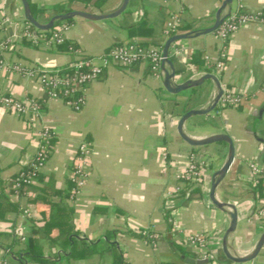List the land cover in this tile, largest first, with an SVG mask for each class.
I'll use <instances>...</instances> for the list:
<instances>
[{"label": "crops", "instance_id": "1", "mask_svg": "<svg viewBox=\"0 0 264 264\" xmlns=\"http://www.w3.org/2000/svg\"><path fill=\"white\" fill-rule=\"evenodd\" d=\"M32 1L38 9L66 5L73 7L71 10L99 14L115 10L122 0H105L103 11L88 5L89 0ZM222 1L129 0L124 12L114 18L74 17L65 37L89 57L100 55L114 43L130 40L163 48L169 37L165 24L170 15L177 14L181 28L186 27L179 33L206 28L212 25ZM259 8L264 10V0H233L231 11ZM55 14L48 19L40 14V22ZM2 17L14 22L0 28V43L8 42L0 50L4 60L62 68L73 58L66 49L13 36L26 23L20 0H7L4 9L0 8ZM142 19L150 34L129 36L130 27ZM174 44L184 46L182 55L187 61L197 51L204 64L212 65L210 71H192L181 55L170 49V60L181 75L178 83L213 73L220 45L214 31ZM226 53L224 67L213 74L222 88L243 96L241 104L232 107L218 103L208 114L187 119L183 129L197 138L215 133H227L232 138L234 159L216 186L215 197L236 206L238 219L228 237V248L245 256L264 231V216L257 214L264 197L258 198L257 183L252 182L248 166L250 161L256 162L264 174V143L257 138H264V113L255 120L264 107V24L251 23L233 33L226 42ZM0 92L19 99L45 100L42 120L34 123L0 107V260L38 264L25 255L26 242L20 243L14 234L15 228L23 227L27 240L32 230H37L36 243L47 264H264V245L253 259L243 263L228 259L222 249L230 216L226 209L213 205L209 190L213 173L226 159L227 144L192 147L177 132V122L186 110L204 108L212 102L217 92L212 80L173 94L148 64H113L88 85L84 106L73 110L60 99L46 98L37 79L0 69ZM41 123L55 131L48 161L34 183L16 195L13 177L34 156ZM81 140L92 149L90 169L80 192L72 198L67 195L69 175ZM191 152L208 162L203 183L183 186L174 195L176 174ZM261 178L264 181V175ZM173 220L185 234L201 232L206 236L208 259H200L174 235ZM50 222L65 225L51 226ZM69 225V243L63 248L66 239L61 231ZM145 229L156 234L153 242L140 232ZM202 260L206 261L198 262Z\"/></svg>", "mask_w": 264, "mask_h": 264}, {"label": "built area", "instance_id": "2", "mask_svg": "<svg viewBox=\"0 0 264 264\" xmlns=\"http://www.w3.org/2000/svg\"><path fill=\"white\" fill-rule=\"evenodd\" d=\"M7 0H0V8L4 9ZM264 24V10H238L230 11L226 14L217 28L214 30L215 35L220 42L219 56L214 64L213 73H217L224 67L226 53V42L229 37L240 28L251 23ZM14 24L13 20L8 17L0 18V28ZM181 19L177 14L169 16L165 31L170 36L179 33ZM69 28V23H62L55 27L47 37L38 34L37 28L26 21L24 28L14 33V37L19 39L26 38L35 44L40 42L48 46H56L66 41L65 32ZM8 42L0 43V50L6 47ZM170 49L175 54H180L183 63H187V59L182 55L184 51L183 45L171 44ZM66 51L73 55V58L67 63L66 67L69 72H64L62 68H45L35 65H25L19 62H8L0 54V69L6 72H18L28 77L37 79L45 89L46 98L60 99L62 102L73 110H80L86 102V90L88 85L95 79L104 74L105 70L113 65L132 66L135 64L146 63L152 73L163 77L161 64L163 60L162 48L151 45H143L137 40L128 42H117L110 46L107 50L98 56H85L81 51L73 45H68ZM170 54V51H169ZM181 77L175 74L174 80ZM193 79V76L190 77ZM264 86V78H263ZM242 95L233 93L229 89L223 88L222 96L219 104L223 106L237 107L242 102ZM44 99L34 97L19 99L12 95L0 92V107L21 116L31 123L42 120ZM38 132V148L27 164L22 167L12 180V190L14 194H20L34 183L36 176L46 165L50 155V143L55 137V131L48 125L41 123ZM92 149L90 144L81 140L73 153V167L70 172V180L72 183L71 197H75L83 187L90 169ZM162 156L166 157V151L162 150ZM208 165L206 159L196 152H191L187 157L183 166L178 170L176 178L178 185L174 190V195L183 189V186L200 185L204 180V172ZM250 175L253 183H257L264 175L261 168L256 162L248 163ZM170 195V191H168ZM28 213V212H27ZM257 214L264 216V202L258 208ZM174 235L179 236L181 242L196 253L200 259H208L206 253V236L201 232L183 233L177 220L172 221ZM152 242L156 234L150 230L140 231ZM17 240L24 244L27 241L23 227H17L14 230ZM0 264H14L8 258H2ZM215 264V263H213Z\"/></svg>", "mask_w": 264, "mask_h": 264}, {"label": "water", "instance_id": "3", "mask_svg": "<svg viewBox=\"0 0 264 264\" xmlns=\"http://www.w3.org/2000/svg\"><path fill=\"white\" fill-rule=\"evenodd\" d=\"M20 1L22 4L23 13H24L26 21L39 30H48L54 27L59 22L64 21L66 19L74 18V17H81V18H85L88 20H103V19L114 18V17L119 16L122 12H124L129 2V0H122L118 8H116L115 10L111 12H103V13L96 14V13H91V12L82 11V10H70L64 13H58V14L53 15L47 22H40L33 16L28 0H20ZM232 2L233 0H223L221 2V5L216 10L212 25L206 28H202V29H196V30H192L188 32L176 33V34L170 35L164 42V45L162 48L163 60L161 64V69L163 71L162 85L168 92L173 93V94H177L184 90L200 86L208 79L212 80L216 86L217 92L215 96L213 97L212 102L208 106L204 108H192V109L186 110L180 116L177 122V132L180 138L192 147H201V146H205V145H209V144L217 143V142H224L227 144L228 151H227L226 159L224 163L222 164V166L219 169H217L212 175L211 185H210V190H209V198L214 206L218 207L221 210L226 209V212L230 216L229 226L226 229L223 235V238H222V249L224 251V254L226 255L228 259L234 262L243 263V262H247L253 259L258 254L262 246L264 245V231L261 233L253 250L249 254L245 256H239V255H236L230 252L228 248V237L230 233H232L236 227L238 213H237V209L235 205L228 203V202L219 201L215 197V189L218 183L226 176L228 169L234 159V145H233L232 138L227 133H215V134H210L208 136H204L201 138H197V137H194L186 133L183 129L184 122L190 117L206 115L216 108L222 96L223 88L221 86L218 76L213 73H205L195 79L188 78L182 82H179V83L176 82L174 80L176 69L169 57V51H170L171 44L174 43L175 41L186 39L192 36H198L201 34L213 32L217 28V26L220 24V22L223 20L224 16L231 11ZM225 9L227 10L226 14H223ZM263 113H264V107L260 108L259 114L255 120L256 121L260 120ZM257 138L262 143H264V138H260V137H257ZM190 261L195 262L194 259H191ZM205 261L206 260H202L198 262L201 263Z\"/></svg>", "mask_w": 264, "mask_h": 264}, {"label": "trees", "instance_id": "4", "mask_svg": "<svg viewBox=\"0 0 264 264\" xmlns=\"http://www.w3.org/2000/svg\"><path fill=\"white\" fill-rule=\"evenodd\" d=\"M71 1L78 2L80 0H71ZM89 1L90 2L88 5L91 6V4L92 5L94 4V5L99 7L98 8L99 11H103L102 3L105 2V0H89ZM28 2H29L30 9L32 11L33 16L38 21H40V14H43L44 17H46L48 19L53 13H64V12H67V11L73 9V7H67L66 5H54V6L45 8V9H38L32 0H28ZM73 19L74 18H70V19H66L64 21H61L58 24H56L54 27H52L48 30H38V34L42 37H47L50 34V32L55 29V27L59 26L62 23H70L71 21H73ZM179 29L185 30L186 27L181 28V26H180ZM128 32H129V36L149 35L150 34V28L147 27L146 22L142 19L137 24L130 27ZM22 40H26V38H22ZM140 43L143 45L146 44L144 42H140ZM68 45H70V43L66 40L63 43L58 44L56 46L59 50H63V49H66L68 47ZM211 67H212V65H210V64H204L203 59H201V57H200V53L197 51H194L191 53V55L188 58L187 64H186V68L190 69L192 71H198L199 69L210 71ZM63 70H64V72H69V70L67 69L66 66L63 67ZM39 175H40V173L36 176V179L39 177ZM70 182H71V180H70ZM71 187H72V183H71ZM255 189H256L258 198L264 197V181L262 180V178H260V180L257 182V184H255ZM70 194H71V188H69V192L67 195H70ZM49 224L51 226L54 224L57 227H61V226L65 225V224H60L59 222H50ZM70 231H71L70 225L67 226V228L65 230L61 231V234H63V232H64L63 235H65L64 237L66 239V240H64V244L62 245L63 248L67 247V245L69 243L68 235L70 234ZM35 233H37V230L33 229L32 230V236H30L28 238V240L26 241V247H25L26 253H25V255L30 256L34 261H38V264H47L46 259L42 257L41 251H40L39 247L37 246Z\"/></svg>", "mask_w": 264, "mask_h": 264}]
</instances>
